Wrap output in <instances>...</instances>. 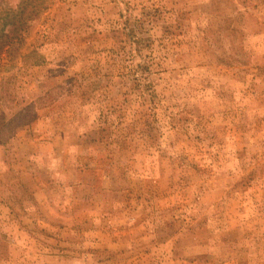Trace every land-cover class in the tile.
Here are the masks:
<instances>
[{"label": "rangeland", "instance_id": "rangeland-1", "mask_svg": "<svg viewBox=\"0 0 264 264\" xmlns=\"http://www.w3.org/2000/svg\"><path fill=\"white\" fill-rule=\"evenodd\" d=\"M0 264H264V0H48L0 54Z\"/></svg>", "mask_w": 264, "mask_h": 264}, {"label": "trees", "instance_id": "trees-1", "mask_svg": "<svg viewBox=\"0 0 264 264\" xmlns=\"http://www.w3.org/2000/svg\"><path fill=\"white\" fill-rule=\"evenodd\" d=\"M48 0H20L17 6L7 7L0 14V54L20 42L32 20L46 9Z\"/></svg>", "mask_w": 264, "mask_h": 264}]
</instances>
